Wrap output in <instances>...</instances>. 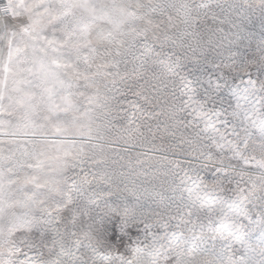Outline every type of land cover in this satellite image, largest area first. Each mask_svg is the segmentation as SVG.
<instances>
[{"label":"snow or ice","instance_id":"obj_1","mask_svg":"<svg viewBox=\"0 0 264 264\" xmlns=\"http://www.w3.org/2000/svg\"><path fill=\"white\" fill-rule=\"evenodd\" d=\"M0 264H264V0H0Z\"/></svg>","mask_w":264,"mask_h":264}]
</instances>
